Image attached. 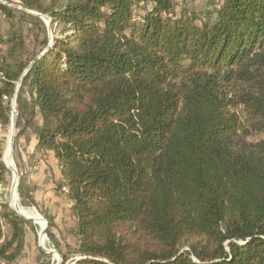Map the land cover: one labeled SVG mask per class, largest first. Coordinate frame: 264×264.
<instances>
[{
  "label": "trees",
  "instance_id": "1",
  "mask_svg": "<svg viewBox=\"0 0 264 264\" xmlns=\"http://www.w3.org/2000/svg\"><path fill=\"white\" fill-rule=\"evenodd\" d=\"M207 1L202 17L176 0H0V123L31 66L17 127L60 165L76 221L62 264H264V0ZM8 172L0 150V185ZM2 208L11 264L32 223Z\"/></svg>",
  "mask_w": 264,
  "mask_h": 264
},
{
  "label": "rangeland",
  "instance_id": "2",
  "mask_svg": "<svg viewBox=\"0 0 264 264\" xmlns=\"http://www.w3.org/2000/svg\"><path fill=\"white\" fill-rule=\"evenodd\" d=\"M175 13L179 15L182 11L193 12L196 15L204 17V13L210 9L211 5L207 0H176ZM18 8L16 6H12ZM150 5L143 4L136 12V20L146 13ZM20 9V8H18ZM45 24L49 26V21L44 20ZM34 25L29 21L23 23L17 22L15 24V30H23L26 34L25 46L26 49L32 51L40 47L39 42L36 40V34L38 32L33 30ZM11 29L10 22L4 13L0 10V36L6 37ZM50 33L53 36L55 30L50 28ZM42 34L40 35V39ZM0 49L2 53H7L8 45L1 44ZM12 116L14 123L12 124ZM41 117L38 116L35 119L36 123H41ZM20 120L18 112V101L16 103L15 112L11 113L10 119L6 122L0 123V150L1 160L6 163V151L8 149L9 140L14 137V146L12 149V157L14 160V166L17 168L18 173L15 177L12 169L8 167V174L6 181L0 185V210L3 211L2 205L8 204V206L18 212L12 206V189L15 178L19 183L18 198L24 207L34 209L41 216L48 221L52 219L54 222L53 227H48L45 235V242L42 243L41 228L32 219L31 225L26 229V240L24 249L18 258L11 264H62L63 257L58 251L59 247L64 246L65 243L74 244V239L71 233L72 223L74 218L70 214L71 202H68L64 198L65 189L59 188L62 178H58V173L55 172L54 159L49 156L46 149H32V138L35 137L32 127H24L23 123L20 127H17V122ZM15 124V125H14ZM44 164L47 170L43 175L40 173V164ZM62 177V176H61ZM17 183V184H18ZM55 190H60L57 193ZM19 213V212H18ZM5 231L10 233V227L5 223ZM46 227V226H45ZM53 231L55 233V240L52 239L49 233ZM53 250V252H47L43 250ZM0 264H5L0 262ZM65 264H72L69 259Z\"/></svg>",
  "mask_w": 264,
  "mask_h": 264
},
{
  "label": "bare ground",
  "instance_id": "3",
  "mask_svg": "<svg viewBox=\"0 0 264 264\" xmlns=\"http://www.w3.org/2000/svg\"><path fill=\"white\" fill-rule=\"evenodd\" d=\"M6 163L7 166L12 169L15 177H17V172L15 171V166H14V160L12 157V140H9V144H8V149L6 151ZM17 178H15L14 181V185H13V189H12V196H11V200H12V206L22 215H24L26 218L32 219L36 224H38L41 228V239H42V243L44 244L45 242V235H44V229L46 226V221L45 219L41 216L40 213H38L36 210L34 209H30L27 207H24L23 205H21L19 198H18V192H17Z\"/></svg>",
  "mask_w": 264,
  "mask_h": 264
},
{
  "label": "water",
  "instance_id": "4",
  "mask_svg": "<svg viewBox=\"0 0 264 264\" xmlns=\"http://www.w3.org/2000/svg\"><path fill=\"white\" fill-rule=\"evenodd\" d=\"M7 4V3H6ZM8 5H10V6H16V7H18V8H21L20 6H17V5H13V4H8ZM30 13H32V14H34V15H36V16H38V17H40V18H42L43 20H47V21H49V29L52 27V19L49 17V16H47V15H44V14H41V13H38V12H33V11H30ZM31 67V66H30ZM30 67H28L27 69H26V71L24 72V74L22 75V77H21V79H20V81H19V83H18V88H17V92H16V94H17V97H18V93H19V89H20V87H21V85H22V82H23V80H24V78H25V76H26V74L28 73V71H29V69H30ZM14 123V118H13V116H12V124ZM15 125V124H14ZM14 137H15V135L13 136V138H12V149H13V146H14ZM7 166V165H6ZM8 167V166H7ZM15 171L18 173V170H17V168H15ZM17 191H19V183L17 184ZM19 193V192H18ZM18 213V212H17ZM20 216H22V217H24V218H26L24 215H22V214H20V213H18ZM26 219H29V218H26ZM46 221V227H45V229H44V234H46L47 233V229H48V227H49V223H48V221L47 220H45ZM43 250H45V251H47V252H53V250H48V249H46V248H43Z\"/></svg>",
  "mask_w": 264,
  "mask_h": 264
},
{
  "label": "crops",
  "instance_id": "5",
  "mask_svg": "<svg viewBox=\"0 0 264 264\" xmlns=\"http://www.w3.org/2000/svg\"><path fill=\"white\" fill-rule=\"evenodd\" d=\"M41 121H42V119H40ZM32 140H33V142H32V149L33 150H36L37 149V137L35 136L34 138H32ZM47 152H48V154H49V156L50 157H52L53 159H54V163H55V165H56V167H55V172H57L58 173V178H62L61 176V169H60V165H59V162H58V160L56 159V157H55V155H54V153H53V151H50V150H46ZM40 173L43 175V173H45L47 170L45 169V166H44V164H40ZM57 193H59L60 192V190H55ZM64 195V198H65V200L68 202V200L66 199V195H65V193L63 194ZM69 207H70V214H71V216L73 217V215H72V208H71V205L69 204ZM74 218V217H73ZM75 223H76V221H75V218H74V223H72V229L74 228V226H75Z\"/></svg>",
  "mask_w": 264,
  "mask_h": 264
},
{
  "label": "built area",
  "instance_id": "6",
  "mask_svg": "<svg viewBox=\"0 0 264 264\" xmlns=\"http://www.w3.org/2000/svg\"><path fill=\"white\" fill-rule=\"evenodd\" d=\"M5 100L6 101H11V105H12V112L14 111L15 112V108H16V103H17V94L15 93L11 98L9 97H5Z\"/></svg>",
  "mask_w": 264,
  "mask_h": 264
}]
</instances>
